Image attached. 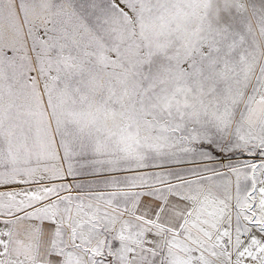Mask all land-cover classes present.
Wrapping results in <instances>:
<instances>
[{
	"label": "rangeland",
	"instance_id": "rangeland-1",
	"mask_svg": "<svg viewBox=\"0 0 264 264\" xmlns=\"http://www.w3.org/2000/svg\"><path fill=\"white\" fill-rule=\"evenodd\" d=\"M149 190L194 203L161 264H264V0H0V264L114 261Z\"/></svg>",
	"mask_w": 264,
	"mask_h": 264
},
{
	"label": "crops",
	"instance_id": "crops-1",
	"mask_svg": "<svg viewBox=\"0 0 264 264\" xmlns=\"http://www.w3.org/2000/svg\"><path fill=\"white\" fill-rule=\"evenodd\" d=\"M193 206L192 199L184 192L169 190L159 196L149 190L138 195L132 205L131 223L139 229L129 232L124 229L117 259L98 260L91 264H161L166 243L182 229L194 210ZM254 211L258 217L256 229L240 223L234 232L228 230L225 235L233 237L232 241L237 240L239 244H259V257L264 258V205ZM61 231L54 222L43 221L37 225L33 249L35 264H89L78 254L59 253L56 244ZM240 258L245 257L241 255Z\"/></svg>",
	"mask_w": 264,
	"mask_h": 264
}]
</instances>
